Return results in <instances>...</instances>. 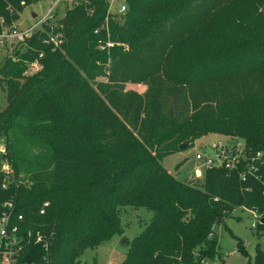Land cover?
I'll use <instances>...</instances> for the list:
<instances>
[{
	"label": "trees",
	"instance_id": "trees-1",
	"mask_svg": "<svg viewBox=\"0 0 264 264\" xmlns=\"http://www.w3.org/2000/svg\"><path fill=\"white\" fill-rule=\"evenodd\" d=\"M41 1L0 0V35ZM71 1L0 67V210L14 203L44 237L23 260L82 264L86 249L124 234V207L153 216L119 264L214 260L215 229L235 210L264 218V0H121L123 15H108L106 0ZM107 18L116 45L101 50ZM209 134L262 153L256 169H207L192 186L162 165ZM238 250L247 254L241 241ZM255 264H264L259 246Z\"/></svg>",
	"mask_w": 264,
	"mask_h": 264
},
{
	"label": "rangeland",
	"instance_id": "rangeland-1",
	"mask_svg": "<svg viewBox=\"0 0 264 264\" xmlns=\"http://www.w3.org/2000/svg\"><path fill=\"white\" fill-rule=\"evenodd\" d=\"M120 1V0H118ZM53 3L51 0H43L25 6L19 13V17L14 21L15 30L26 31L39 30L40 25H36L38 20L45 16ZM65 3L57 5L58 17H63ZM33 14L37 15L36 17ZM6 33V32H4ZM19 45V40H8L4 44L0 43V67L4 58L12 53V50ZM0 78H2L0 76ZM104 81V78L100 79ZM148 86L145 83H126L125 90H136L144 93ZM7 106L6 93L3 83L0 84V112ZM219 144L233 146L243 144V140L238 137L223 136L219 134H209L194 141L188 149L174 153L162 160V165L178 180L198 186L199 182H190L194 176L195 169L201 167L202 162L195 159L197 152L212 154L211 145ZM0 145H5L4 140L0 139ZM206 171H203L205 174ZM121 221L124 228L122 236H115L110 241L100 245L95 249H86L80 257L82 264H119L126 257L129 250V243L135 236L140 234L150 221L153 213L145 207H124L121 210ZM256 219L249 210L237 209L226 220L224 224L216 227L218 236V255L217 260L220 264H255L257 247L264 251V230L259 233L253 227ZM238 241H241L247 254L238 250Z\"/></svg>",
	"mask_w": 264,
	"mask_h": 264
},
{
	"label": "built area",
	"instance_id": "built-area-1",
	"mask_svg": "<svg viewBox=\"0 0 264 264\" xmlns=\"http://www.w3.org/2000/svg\"><path fill=\"white\" fill-rule=\"evenodd\" d=\"M53 5L47 12L45 16L40 18L36 25L41 26L46 23L48 20H52L55 17V14L58 12L56 7L60 3L68 2L70 4H76L71 0H51ZM109 2V8L107 14H117L123 15L126 11V4L123 1L118 0H106ZM107 33V39L99 41V49L101 50H109L115 47V42L110 39L109 36V23L108 18L105 23L101 27ZM101 29H97L95 32L98 33ZM35 30L32 28L26 31H16L15 29L12 32L2 33L0 35V43H4L5 41H10L13 39H17L19 41H23L27 37H30ZM58 37H50L47 40V43H53L55 47L59 46L60 40ZM42 58V55H40ZM212 154L204 152H197L195 155V159L198 162H202L201 167L195 169L194 176L191 177L190 182H199L204 179L205 174L203 171L212 168H226L231 171H238L239 164L246 162V168L248 172L251 170H255V165L253 162L255 160H260L262 158V153H257L256 156H248L245 152V148L243 144H235L233 146H224L219 144L211 145ZM6 152L5 145H0V154H4ZM249 161V162H248ZM264 165V161L261 162ZM2 169L11 174V170L8 167L7 163H4ZM240 176L244 179L245 175L243 172L239 171ZM5 187V186H4ZM48 203L44 204V207H47ZM248 210V209H246ZM254 218L256 219V223H254L253 227L256 228L258 223H261V219L263 218L262 214L257 210H249ZM41 214H44V210H41ZM42 241H44V237L39 231H34L32 228L27 226V221L23 214H17L15 210L14 203H3L2 208L0 210V264H44L47 261V256L42 258L41 262H28L24 259V256L28 254L27 248L31 246V244L38 245ZM44 247L47 245L44 244ZM32 255L34 251L29 252ZM31 255V256H32ZM198 256V255H197ZM200 264H220V262L215 258L214 260H209L202 258L199 260ZM184 264V263H179Z\"/></svg>",
	"mask_w": 264,
	"mask_h": 264
},
{
	"label": "water",
	"instance_id": "water-1",
	"mask_svg": "<svg viewBox=\"0 0 264 264\" xmlns=\"http://www.w3.org/2000/svg\"><path fill=\"white\" fill-rule=\"evenodd\" d=\"M33 16L36 17L37 15L33 14ZM185 147H186V144L181 145V146H180V149H184ZM261 223L264 224V218L261 219Z\"/></svg>",
	"mask_w": 264,
	"mask_h": 264
}]
</instances>
